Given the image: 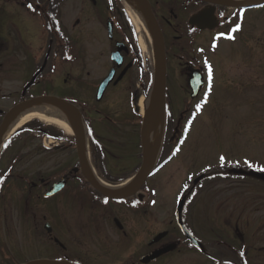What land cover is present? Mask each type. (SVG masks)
I'll return each instance as SVG.
<instances>
[{
  "label": "flooded vegetation",
  "instance_id": "1",
  "mask_svg": "<svg viewBox=\"0 0 264 264\" xmlns=\"http://www.w3.org/2000/svg\"><path fill=\"white\" fill-rule=\"evenodd\" d=\"M145 1L164 41L166 90L173 95L169 59L175 62L174 58L179 57L183 59L179 70L184 71L183 79L178 76L179 81L189 87L187 104H194L202 96L206 65L214 67L212 60L221 42L233 43L239 39L236 26L240 27L241 22L231 24L239 9L215 5L211 13L216 27L210 31L189 24L191 16L211 9L208 3ZM66 4L65 0H3L0 3V123L15 105L44 95L67 100L80 112H88L89 107H81L91 100L92 91L88 94L87 89L94 91L95 99L97 87L110 71L113 79L101 100H105L109 91L110 99H115V92L125 90L134 91L137 101L145 87L141 75L149 83L155 66L154 43L149 46L153 64L147 67L145 57L139 52L140 34L134 35L133 28L121 15L120 5L125 4L124 0H82L79 8ZM109 20H112L111 33ZM231 29L238 35L225 41L230 39ZM213 42L217 43L216 50L212 49ZM98 58L102 63H97ZM198 75L200 84L192 95L190 80ZM175 89L173 92L179 98ZM14 133L0 147V245L6 236L4 228L8 229L14 214L21 218L22 244L30 250L39 237L46 244L44 250H37L42 253L36 256L23 255L24 261L38 258L71 264H261L264 261V246H255L264 243V220L256 219L253 223L251 213L253 202L257 204L255 213L264 205V195L254 200L248 193L245 197L233 194L222 209V214L226 211L227 216L220 225L228 231L219 230L212 241L190 230L204 246L199 251L172 221L157 233L155 204L151 205L155 188L146 183L140 190L143 195L138 191L120 203L95 191L80 171H75L74 163L61 167L50 177L39 174L34 181L24 178V171H14L18 149H23L24 158V125ZM61 177L67 179L64 188L53 196H46L52 183ZM34 197L32 208L24 204V199ZM45 201H53L51 209L45 206ZM30 217L38 218L32 220V230L28 228ZM46 223L50 232L41 233L40 227L44 228ZM29 233L32 241L24 242V235ZM160 233L161 237L154 241ZM169 246L170 249L153 256ZM0 258L9 260L12 256L0 251Z\"/></svg>",
  "mask_w": 264,
  "mask_h": 264
},
{
  "label": "rangeland",
  "instance_id": "2",
  "mask_svg": "<svg viewBox=\"0 0 264 264\" xmlns=\"http://www.w3.org/2000/svg\"><path fill=\"white\" fill-rule=\"evenodd\" d=\"M81 1L66 0V5L79 8L82 5ZM0 3H3V0H0ZM120 6L124 7V12L121 15L126 19V10L132 13V23L129 24L133 28L134 35L140 34V42L145 41L144 45L141 44L142 48L139 52L145 57L146 65L149 67L151 63L153 64L152 52L149 47V32L139 17L140 21L134 20L133 14L136 12L131 6L126 3ZM236 13L240 16L238 11ZM244 13L241 16L244 21L240 26L239 39L233 43L221 42L213 57L214 80L210 91L207 92L208 102L197 113H194L186 139L176 156L171 154V151L175 145L178 146L177 140L181 137L183 128L191 118L190 113L194 104L190 106L187 104L189 87L186 83L181 85L179 81V77L183 79L181 73L184 71L179 70L182 67L183 59L175 57V62L171 57L169 59L171 62L169 78H171L172 85L170 90L173 95L166 90L169 98H166L169 113L166 114L164 121L163 139H160V145L157 146V156L150 158L151 169L155 168L160 161H165L167 158L168 160L162 164L163 167H159V171L156 173L153 171L150 179L146 182V185L155 188L154 197L157 199L155 198L154 214L156 215L157 233L165 229V225L169 227L171 224V215L181 193H185L186 196V198L182 197L184 201L186 199L182 213L184 223L190 226L199 237L201 236L203 239L208 237L211 241L216 239L214 236L219 230L221 232L228 231L220 225L223 224V219L227 216L226 211L222 214V209L229 204L233 194L239 196L240 193L245 197L248 193L254 200L259 195H264L263 182L247 178L232 180L233 176L237 175H233L231 172L233 168L240 166L264 168V7L250 9ZM94 21L99 23L97 20ZM97 63H102L100 58ZM151 67L153 68V65ZM173 80H175V84H173ZM138 89L140 88L138 87L136 90ZM173 89L178 93L179 98L174 94ZM91 91L90 102L87 101L89 103L86 106L81 105V107H89L93 115L91 113H84V115L90 117L89 123L94 134L103 138L105 145L111 151L121 155L120 163L114 160L108 161V169L116 172L119 169L115 168H122L126 163L128 164L126 168L134 167L139 162L137 153H140V149L137 147L140 141V124L135 113L144 114L150 107L151 100L148 97L140 96V99L138 98L136 101L134 91L118 90L113 94L115 99H110L109 91L105 100L96 103L93 98L94 91L87 89L86 92L90 94ZM180 93L182 94L179 95ZM181 99L183 100L181 101ZM95 109H98V114L106 115L113 122L112 127L115 130H110L111 127L108 125L106 128L105 119L102 118V115H98ZM169 114L172 115L171 118H169ZM52 126L65 136H70L58 126L54 124ZM84 128H86L85 123ZM19 142L22 143L21 140ZM55 142V144L48 143L46 140L48 145L46 147L42 143V137L24 131V158L23 149H18V159L14 171L19 173L24 171V177L29 179L37 177L39 174L50 177L61 167L73 164L76 160L73 145L68 140ZM133 144L134 148L130 150L129 147H132ZM9 154L13 157L12 153ZM4 155L8 156L7 153ZM221 156L224 157L223 162L220 160ZM19 161L21 162L18 164ZM195 181L197 182L194 183ZM34 199H24V204L32 208L31 203H34L32 202ZM52 202L45 201V206L51 209ZM256 206L257 204L253 202L251 212L253 223L256 219L264 220V205L255 213ZM47 211L49 212L48 209ZM19 218L18 214L17 216L14 214L10 218L8 229L4 228L6 234L4 243L7 248L6 251H2L11 253L14 261L21 260L23 249L24 256H27L29 252L37 255L42 253L37 250H44L46 246L42 239H39L40 237L35 239V244H31L36 247L35 249L30 248L29 250L25 243L22 244V236L20 239L19 235L22 228L19 225ZM75 218L72 215L74 221H76ZM37 219L30 217L29 229L32 230V220ZM35 230L38 231L36 227ZM43 231L45 229L40 227V232L43 233ZM32 238L30 233L24 235V242L32 241ZM38 240L39 242H37ZM255 246H264V243H257ZM200 260L203 261L202 258ZM0 263H3L1 258ZM9 263L12 264L10 261ZM261 264H264V261Z\"/></svg>",
  "mask_w": 264,
  "mask_h": 264
},
{
  "label": "water",
  "instance_id": "3",
  "mask_svg": "<svg viewBox=\"0 0 264 264\" xmlns=\"http://www.w3.org/2000/svg\"><path fill=\"white\" fill-rule=\"evenodd\" d=\"M201 1H205L207 3H211V4H217V5H224V6H230V7H243V8H251V7H261L264 4V0H249L247 2H237V1H233V0H201ZM190 23L191 24H196L199 27H207L208 29H212L215 26V21H213V18L211 17V12L208 10H203L202 12H199V14H196V16H193L190 19ZM153 31L154 33H152L154 35L155 41L157 43V70H156V79H155V84L154 88H153V95H155V104H154V108L152 110V112L148 113L147 115H145L146 117L144 118L143 124H142V130H141V142H142V152H143V160H142V165L140 168V172L139 175L137 177V180L135 182V184L128 188V190H126L125 192H110L107 191L105 189H102V187H100L97 183L96 180H94V178L90 175V173L85 169V165H84V160H83V136H82V124H81V117L80 114L78 113L77 109H75L72 105L68 104L67 102L63 101V100H59L57 98L54 97H41V98H35L33 100H30L28 102L24 103V106L27 105H31L37 102H41V101H52L58 104H61L63 106H65L66 108H68V110L72 113V121H73V129L74 133H75V140H76V146H77V152H78V156L81 162V170L82 173L84 174L85 178L95 187L96 190H99L102 194H104L107 197H111V198H121V197H127L128 195L134 193L143 182L146 179V177L149 174V170H150V159L148 157V148L147 146V140L146 137L147 136V132L148 129L150 128V126L152 125L153 122H155L160 115H162L163 113V109H164V90H165V62H164V47H163V42L160 36L159 31H157L156 29V25L153 24ZM111 76V75H110ZM108 76L106 79L103 80V82L101 83V86L99 87L98 90V95H97V99L100 98V96L102 95V92L104 91L105 87L107 86V84L109 83L111 77ZM199 80H200V76H193V78H191L190 80V86L193 90V93L197 91L198 86H199ZM198 81V83H197ZM21 107V105L16 106L15 108H13L10 113H8L5 118L4 121L0 127V137L4 131L5 128V123L8 120V118L11 117V115L13 113H15L19 108ZM257 176L261 179L264 180V174H257ZM58 185H63V181L58 183ZM62 187V186H61ZM183 204V200L180 201L178 207H177V211L176 214L179 215V212L181 210ZM192 241H194V239L191 238ZM195 242V241H194ZM28 264H67L65 262H52V261H35V262H30Z\"/></svg>",
  "mask_w": 264,
  "mask_h": 264
},
{
  "label": "bare ground",
  "instance_id": "4",
  "mask_svg": "<svg viewBox=\"0 0 264 264\" xmlns=\"http://www.w3.org/2000/svg\"><path fill=\"white\" fill-rule=\"evenodd\" d=\"M236 1V0H234ZM237 2H239L237 0ZM135 4H137V2H134ZM139 6V4H137ZM140 10L141 7H140ZM139 11V10H138ZM136 14H133V18L134 20H139V18L141 19V22L146 26L145 20L144 18H141V14L140 12H138ZM139 17V18H138ZM142 45L143 42H141ZM149 111L150 112L153 109L154 106V98H153V104L149 105ZM37 118L45 123L48 124H54L56 126H58L59 128H61V130L63 129L66 133L71 134L72 133V126H73V121H72V117H71V113L68 110V108H66L63 105H60L58 103H54V102H43V103H37L33 106H27L23 109H21L20 111H18L8 122L4 134H3V138L2 140H5L10 134H12V132L16 131L17 129H19L23 124H25L28 121H31L32 119ZM161 120L162 118H158L154 124L152 123V125L150 126V129L148 131V135H147V147L150 150V158H155L156 156V146H158L159 141H160V136L161 135ZM89 166V164H88ZM89 169L92 173L93 170L91 169V167L89 166ZM95 176V174H94ZM96 177V176H95ZM97 178V177H96ZM96 180H98V182L100 184H102L103 187H105L106 190H111V191H115V192H120L125 190L126 188H128V186H130L131 184H133L134 179H130V181L126 182L125 184H121L118 186H109L105 183H102L101 180H99V178H97Z\"/></svg>",
  "mask_w": 264,
  "mask_h": 264
},
{
  "label": "trees",
  "instance_id": "5",
  "mask_svg": "<svg viewBox=\"0 0 264 264\" xmlns=\"http://www.w3.org/2000/svg\"><path fill=\"white\" fill-rule=\"evenodd\" d=\"M32 126H33V127H37V128L44 127V126L40 125L38 122L33 123ZM44 128H45L46 133H47L48 135L57 136V137L60 136V134L58 133V131H55L54 128L51 129V127H46V126H45ZM96 150H97V151H96ZM96 150H95V149L92 150V156H93L94 159H95V157L97 156V154L99 153V150H98V149H96ZM94 159H93V160H94ZM94 163H95V166L97 167L96 170L99 171V173L101 174V176L106 177L105 173H103L102 168H101V167L95 162V160H94Z\"/></svg>",
  "mask_w": 264,
  "mask_h": 264
},
{
  "label": "snow or ice",
  "instance_id": "6",
  "mask_svg": "<svg viewBox=\"0 0 264 264\" xmlns=\"http://www.w3.org/2000/svg\"><path fill=\"white\" fill-rule=\"evenodd\" d=\"M236 28L238 29V28H239V25H237ZM209 78L211 79V69H209ZM196 107H197V110L200 109V105H197ZM220 160H221V162H223L224 157L221 156V157H220ZM245 162L247 163V161H245Z\"/></svg>",
  "mask_w": 264,
  "mask_h": 264
}]
</instances>
